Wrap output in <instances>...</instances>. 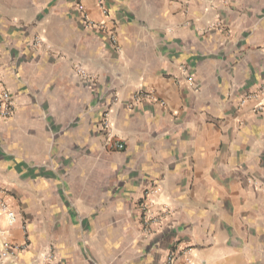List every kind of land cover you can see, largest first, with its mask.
I'll list each match as a JSON object with an SVG mask.
<instances>
[{"label":"crops","instance_id":"0c3cea01","mask_svg":"<svg viewBox=\"0 0 264 264\" xmlns=\"http://www.w3.org/2000/svg\"><path fill=\"white\" fill-rule=\"evenodd\" d=\"M0 77L18 264H264V0H0ZM98 108L124 151L99 154Z\"/></svg>","mask_w":264,"mask_h":264},{"label":"rangeland","instance_id":"374dc122","mask_svg":"<svg viewBox=\"0 0 264 264\" xmlns=\"http://www.w3.org/2000/svg\"><path fill=\"white\" fill-rule=\"evenodd\" d=\"M99 98V97H98ZM256 105L257 110H262L264 107V104L261 101ZM112 119H111V112L106 110H101L100 108L97 109V118L95 122V130L97 133V150L99 154L101 155L104 151L105 152H118V151H124L125 145L122 142L121 139H119L113 132H112ZM121 142L123 143L122 149H115L113 147H110L108 145V142ZM103 159H105V156H103ZM116 161V158H115ZM117 192V191H116ZM117 194V193H115ZM156 192L154 191H143L139 194V196L135 199L134 205L132 206V212L131 215L133 217H136L138 219L137 228L139 232L141 233V237L143 238V241L145 246H148V242L150 241L149 236L153 232L152 229H154V226L157 225L161 221V217L164 216V214H157L153 212V207L151 205V202L149 201L151 197L155 196ZM158 242V241H157ZM161 244V249H162ZM166 251L163 253H160V257H155V260H152V256L148 255L150 254L148 251L145 253V259L147 261H150L151 264H177L178 258L182 256L184 262H189V259H186L184 256V250L190 249L192 253V249H194L193 246H187L183 248L181 251H177V248L173 245L166 246ZM161 251V250H160Z\"/></svg>","mask_w":264,"mask_h":264},{"label":"built area","instance_id":"2783aa9c","mask_svg":"<svg viewBox=\"0 0 264 264\" xmlns=\"http://www.w3.org/2000/svg\"><path fill=\"white\" fill-rule=\"evenodd\" d=\"M84 74V73H83ZM145 95L148 96V98H155L152 96L151 93L146 92L142 93L140 92L139 95ZM14 107V99L11 95L10 91H8L5 86L3 85L0 77V110L1 114L4 117H8L13 113ZM108 145L110 147H113L115 149H122L123 143L115 141V142H108ZM4 215L6 222L8 225H13L17 220L16 213L6 205L5 202H3L0 199V216ZM21 249V245L16 243H10L5 239V230L0 225V259L3 261L4 264H18L17 262V253ZM184 256L186 259H190L192 257L191 250L185 249L184 250Z\"/></svg>","mask_w":264,"mask_h":264}]
</instances>
